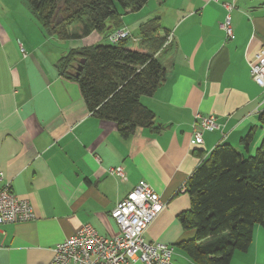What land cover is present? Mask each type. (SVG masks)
Here are the masks:
<instances>
[{"label":"crops","instance_id":"crops-1","mask_svg":"<svg viewBox=\"0 0 264 264\" xmlns=\"http://www.w3.org/2000/svg\"><path fill=\"white\" fill-rule=\"evenodd\" d=\"M150 1L152 11L142 12ZM259 2L149 0L134 13L138 26L159 18L172 42L156 55L163 84L141 98L159 131L138 129L122 138L113 122L87 110L77 84L59 73L57 62L73 49L70 40L50 36L27 0H0V188L9 184L35 217L1 226L0 264H50L54 247L84 225L115 236L110 213L140 181L165 204L145 241L172 247L175 264H195L178 244L192 238L179 216L190 208L185 184L200 163L198 153L219 144L242 152L240 141L252 131L248 153L254 155L264 137V90L248 67L264 49ZM227 19L231 37L223 28ZM93 35L83 38L84 46L99 42ZM196 115H212L217 125L202 132L199 146L193 145ZM117 167L124 179L109 173ZM230 264H264L263 228L255 227L248 250L236 252Z\"/></svg>","mask_w":264,"mask_h":264},{"label":"trees","instance_id":"trees-1","mask_svg":"<svg viewBox=\"0 0 264 264\" xmlns=\"http://www.w3.org/2000/svg\"><path fill=\"white\" fill-rule=\"evenodd\" d=\"M148 1L27 0L50 36L68 41L95 32L99 41H106L70 49L57 62V69L77 84L87 110L113 122L122 138L138 129H160L141 103L165 80L156 55L168 33L159 18L140 24L137 37L115 45L107 42L112 32L124 29L123 16L140 12ZM74 25H80L79 33L69 30ZM259 121L264 127V110ZM252 141L250 131L240 141L242 152L219 144L207 155L198 153L200 163L185 184L190 208L179 216L192 238L178 244L195 264H230L236 252L248 250L255 227L264 229V137L254 155L248 153Z\"/></svg>","mask_w":264,"mask_h":264},{"label":"built area","instance_id":"built-area-1","mask_svg":"<svg viewBox=\"0 0 264 264\" xmlns=\"http://www.w3.org/2000/svg\"><path fill=\"white\" fill-rule=\"evenodd\" d=\"M224 7L230 11L234 5L225 4ZM223 28L226 36L231 37L229 19ZM128 37L129 32L121 29L110 34L107 42L115 45ZM171 42L172 34H167L163 48ZM248 67L253 82L264 90V49L255 54ZM196 118L200 131L194 130L193 145L199 146L203 142L202 132H212L217 125L212 115H196ZM109 173L124 179L121 167L111 169ZM2 180L0 171V183ZM164 208L159 195L149 184L140 181L110 213L118 230L115 236H101L91 226L84 225L76 234L54 247L50 264H134L137 261L142 264H175L172 247L163 243H149L144 239V233ZM34 218L28 200L14 195L9 184L0 188V228L5 224L29 222Z\"/></svg>","mask_w":264,"mask_h":264},{"label":"rangeland","instance_id":"rangeland-1","mask_svg":"<svg viewBox=\"0 0 264 264\" xmlns=\"http://www.w3.org/2000/svg\"><path fill=\"white\" fill-rule=\"evenodd\" d=\"M250 1H254V0H250ZM255 1L256 2H259L261 0H258V1L255 0ZM259 3L261 4V7L264 8V5H262V4H264V2L261 1ZM152 9H153V1H150V3H148L143 8L144 11H142V12L149 13V12L152 11ZM135 14H137V13H135ZM135 14H133V13H127L122 18L123 25H124V29L129 32L130 37H132V38L137 35V27H139L138 25H136V22H135L137 20V18L135 17ZM138 19H140V18H138ZM69 30L70 31H74V32H77V31L80 32V29H79L78 26H71L69 28ZM117 31H119V30H117ZM114 32H116V31H114ZM114 32H112V33H114ZM93 36H94L95 39H99L100 38L98 36V34L95 33V32H94V35ZM69 42H70V45L68 44L67 46H69V47H71L73 49L78 48V47L80 48V47L86 45V44H84L85 41L83 39L70 40ZM104 43H106V41L103 39V40H100L98 44L100 45V44H104ZM233 147H236V146H233Z\"/></svg>","mask_w":264,"mask_h":264},{"label":"water","instance_id":"water-1","mask_svg":"<svg viewBox=\"0 0 264 264\" xmlns=\"http://www.w3.org/2000/svg\"><path fill=\"white\" fill-rule=\"evenodd\" d=\"M82 64V63H81ZM81 71V66H79V68L76 71V77L78 76L79 72Z\"/></svg>","mask_w":264,"mask_h":264}]
</instances>
